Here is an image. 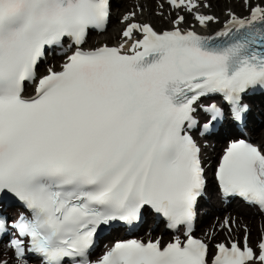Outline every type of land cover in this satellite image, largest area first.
<instances>
[{
  "label": "snow or ice",
  "instance_id": "1",
  "mask_svg": "<svg viewBox=\"0 0 264 264\" xmlns=\"http://www.w3.org/2000/svg\"><path fill=\"white\" fill-rule=\"evenodd\" d=\"M167 3L204 29L218 22L194 11L208 7L200 0ZM243 3L249 14L229 11L211 35L182 29V15L157 32L132 13L123 43L85 49L89 32L109 23L110 0H0V197L28 213L11 224L15 264H30L28 254L40 264H209L208 245L190 235L206 180L187 129L198 124V107L208 115L205 132L224 117L202 98L218 96L241 121L242 97L264 89V4ZM65 45L72 51L62 70L38 76L47 50ZM215 177L225 198L264 213L259 146L230 143ZM148 211L170 229L184 226L187 240L118 241L91 258L103 226L131 225ZM8 231L0 217V236ZM245 232L243 247L217 244L211 264H264V235L257 252ZM0 264L11 262L0 255Z\"/></svg>",
  "mask_w": 264,
  "mask_h": 264
},
{
  "label": "bare ground",
  "instance_id": "2",
  "mask_svg": "<svg viewBox=\"0 0 264 264\" xmlns=\"http://www.w3.org/2000/svg\"><path fill=\"white\" fill-rule=\"evenodd\" d=\"M251 1L254 3L253 6L257 3L263 4V2L259 1V0H251ZM200 2L202 5L203 4L208 5V7L201 6L199 9L194 10V11H199L200 14L212 15V16L216 17V19L218 21L216 23L210 22L208 25V28L214 29V28L222 27V25L228 19L226 14L229 11L235 13L239 17L247 16V15H243V11H241L240 8L237 7V5H232L231 7H229V9L227 8V9L223 10V8H222V6H224L223 1L221 3H216V4H210L209 0H202ZM240 2H242V1H240ZM167 4L168 3L165 0H136V1L135 0H121L119 2L118 13L115 17L116 19L119 20L116 24H114L116 26V30L109 31L108 35L106 36V38L103 41L99 40L102 42V44L98 45V46H95L96 44H98V40L96 39L97 35L93 36L92 38H90V41L88 42V45H86L85 48L86 49H94V48H99V47H103V46L115 47V46H118L120 43H123L124 38L122 37V33H121L123 28L120 29V26L123 27L128 23L127 21H124V17L126 15H130L132 13H135L133 22H140V21L142 23L152 22L155 25V27L157 29H159V31H162L165 29L171 30L173 27L172 22L174 20H176L179 15H182L185 17V22L180 25V27L182 29H190V28L194 27L195 31H197L200 34L202 32L206 31V29L200 27L198 22L195 21L193 14H192L193 21L195 23L192 21H189L187 19V12L184 11L182 8L181 9H174L173 11L168 9V11H167L165 9V6ZM144 5L147 7L146 11L143 9ZM161 5H163V7H161ZM164 15H165V17L169 18V21L171 22L170 27H166V22H163ZM224 17H225V20L222 21V19ZM136 36H139V34H136ZM125 47L127 48L128 45H126ZM46 73H44V75ZM41 76H43V75H41ZM25 93H27V95H32L34 93V90L26 91ZM256 106H257V104H256ZM263 106H264V104H263ZM260 110H262V109L260 108ZM254 111H256V109H254ZM263 111H264V109H263ZM261 112L262 111H260L259 113L257 112V114L259 115V114H261ZM249 127H250V129H246V130L249 131L250 139L252 141H254L255 143H257L261 148H264V135L260 134V133H256L254 126H252V124H250ZM227 131H231V134L234 133V130L231 128L230 123L225 122L224 128H223L221 134L223 135V132H227ZM225 136H228V134L225 133ZM223 137L224 136L218 138L220 142H221ZM218 150H219L218 144H216V145L208 144L202 150V154L204 155V159H209L212 161L213 159H215ZM211 161H209V162H211ZM211 196H212V198H214V194H212ZM210 212H211V214H214V213H217V215L219 214V211L216 209V207L213 204L211 205L209 213ZM211 214H209V215H211ZM243 214L245 215L246 218L244 216H242ZM209 215H206V217H208ZM252 216H253V213H251V211L248 212V210L245 206L236 205L232 208V212L230 209H227V211L224 213V216H221V220L219 222H217L215 224L213 222L210 223L209 226H207L208 227L207 229L206 228H200L199 236L201 238H203L205 241H207L211 236H212V238H215L218 235H224L227 238L231 237V238L235 239L237 236V233L239 231V228L237 227V225H235V223L240 224V222H241L243 225H245L244 224L245 222H249V223L252 222L253 223V220L250 219V217H252ZM225 220L230 221L232 224L231 230L229 232L223 231V229L221 227L222 223H225ZM254 223L256 224V226L259 229L264 228V220L261 219L260 217ZM151 224H152V222H151ZM151 224H149L147 228H149L151 226ZM160 229H161V227L157 228V230L155 232L156 236L160 234V232H161ZM252 230H253V228L247 229L248 242H249V239L251 237V234H252L251 231ZM243 236H245V235L242 234L241 237H243ZM8 250L9 249H7V247L5 245L0 244V255H3L4 258H7V259H9Z\"/></svg>",
  "mask_w": 264,
  "mask_h": 264
},
{
  "label": "rangeland",
  "instance_id": "3",
  "mask_svg": "<svg viewBox=\"0 0 264 264\" xmlns=\"http://www.w3.org/2000/svg\"><path fill=\"white\" fill-rule=\"evenodd\" d=\"M121 0H110V19H109V23H108V26H107V28L104 30V32L103 33H101V34H99V35H97L96 37V39L98 40V44H96L95 46H98V45H101L102 44V42L101 41H99V40H104L105 38H106V36L108 35V32L109 31H111V30H116V26L114 25V24H116L119 20L118 19H116L115 17H116V15H117V13H118V10H119V2H120ZM136 1V0H135ZM223 1V5L224 6H222V8H223V10H225V9H229V7H231L232 5H237V7L238 8H240V10L241 11H243V15H248L249 14V12L246 10V7H245V5H244V3H242V2H240V1H238V0H209V2H210V4H216V3H221ZM259 1H262L263 2V4H264V0H259ZM251 3L252 4H254L252 1H251ZM143 9L146 11L147 10V7L144 5V7H143ZM165 9L167 10V8H166V6H165ZM142 10V9H141ZM168 11V10H167ZM115 18V19H114ZM187 19L189 20V21H192V22H194L193 21V18H192V15L191 14H188L187 13ZM225 20V17L222 19V21H224ZM141 22V21H140ZM163 22H166V27H170L171 26V22L169 21V18L168 17H165V15H164V17H163ZM142 23V22H141ZM195 23V22H194ZM150 24L157 30V31H159V29H157L156 27H155V25L152 23V22H150ZM122 28V26H120V29ZM215 30V29H218V28H209V30ZM93 36H89V38L87 39V41H86V43H85V46L86 45H88V42L90 41V38H92ZM44 67H42V68H40L39 70H40V73L41 74H44L45 73V69H43ZM261 102L262 103H264V98H261ZM260 107H261V109L262 110H260ZM254 109H256V111H254ZM263 109H264V106H258V107H255L254 106V108H253V112H251V114H250V116L251 117H253L254 116V120L257 122L255 125H254V129H255V132L256 133H260V134H263L264 135V111H263ZM260 111H262L261 112V114H257V112L259 113ZM248 126H249V124H248ZM217 139V138H216ZM216 139L215 140H212V142H209V141H202L204 144L203 145H205V146H207L208 144H210V143H213L214 145H216V144H218V148H219V150H218V152H217V155H216V157H215V159L217 158V156H218V154L220 153V151H221V149L224 147V141L222 142V144L220 145V143H218L219 142V140H217L216 141ZM205 146H203V148L202 149H204V147ZM203 158H204V155H203ZM204 160V162H205V164L206 165H208V162L209 161H211V160H209V159H203ZM213 194V193H212ZM209 202L211 203V205L213 204L215 207H216V209L219 211V214L217 215V213H214V214H211V212L209 213V214H211V215H209L208 217H201V220L203 219V221L201 222V220H199L198 222H197V225H196V228H195V230H194V232H195V234L197 235V236H199V233H200V228H208L207 226H209V224L210 223H217V222H219L220 220H221V216H224V212H226L227 211V209H228V206H226V207H223L222 206V204L221 203H219L218 202V199H217V197H216V195L214 194V198H211V200H209ZM236 205H238V204H232V205H229L231 208L232 207H234V206H236ZM221 208V209H220ZM208 209V207H202L201 208V210L203 211V210H207ZM220 209V210H219ZM253 212H254V210L253 209H251ZM223 211V212H222ZM231 212H232V210H231ZM242 216H244L245 217V215L243 214ZM261 218V219H263L264 220V217L262 216V215H259V214H255V215H253L252 217H250V219H252L253 220V223L252 222H245L244 224L245 225H243L241 222H240V224H236L235 223V225H237V227L239 228V231H238V233H237V236L240 238L241 236H242V234H243V229H242V227H246L247 229H251V228H253V230L251 231V237H250V239H249V242L252 244V245H255V243L258 241V238H259V235L262 233V231H263V228L262 229H259L257 226H256V224L254 223V222H256L257 221V219L258 218ZM246 218V217H245ZM249 219V220H250ZM253 224V225H252ZM231 226H232V224L230 223V226H228V227H230L231 228ZM221 227H222V229H223V231H230L229 230V228L227 227V226H223V225H221ZM156 231H153L152 232V237L151 238H154L156 235L154 234ZM218 238H225L226 239V236H224V235H218L217 236ZM216 238V237H215ZM208 242H209V246H210V251H212V241H211V239H208ZM2 245H5V244H2ZM10 253H11V251L10 250H8V256H9V260H10V262H11V264H15L14 263V261H13V259L11 258V255H10Z\"/></svg>",
  "mask_w": 264,
  "mask_h": 264
}]
</instances>
